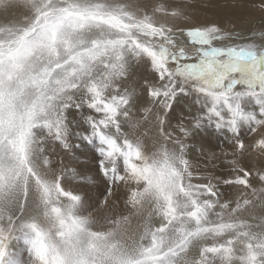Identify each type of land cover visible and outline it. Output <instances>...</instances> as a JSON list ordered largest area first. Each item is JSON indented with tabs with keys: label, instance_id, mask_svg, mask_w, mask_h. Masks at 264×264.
I'll use <instances>...</instances> for the list:
<instances>
[{
	"label": "snow or ice",
	"instance_id": "1",
	"mask_svg": "<svg viewBox=\"0 0 264 264\" xmlns=\"http://www.w3.org/2000/svg\"><path fill=\"white\" fill-rule=\"evenodd\" d=\"M0 264H264V0H0Z\"/></svg>",
	"mask_w": 264,
	"mask_h": 264
},
{
	"label": "bare ground",
	"instance_id": "2",
	"mask_svg": "<svg viewBox=\"0 0 264 264\" xmlns=\"http://www.w3.org/2000/svg\"><path fill=\"white\" fill-rule=\"evenodd\" d=\"M210 18H214V17H211V16H210Z\"/></svg>",
	"mask_w": 264,
	"mask_h": 264
}]
</instances>
